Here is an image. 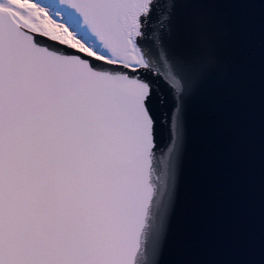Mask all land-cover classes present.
<instances>
[{"label": "snow or ice", "instance_id": "snow-or-ice-1", "mask_svg": "<svg viewBox=\"0 0 264 264\" xmlns=\"http://www.w3.org/2000/svg\"><path fill=\"white\" fill-rule=\"evenodd\" d=\"M223 3L0 0V264H164Z\"/></svg>", "mask_w": 264, "mask_h": 264}, {"label": "water", "instance_id": "water-1", "mask_svg": "<svg viewBox=\"0 0 264 264\" xmlns=\"http://www.w3.org/2000/svg\"><path fill=\"white\" fill-rule=\"evenodd\" d=\"M209 7L225 25L220 63L187 101L189 142L163 260L264 264V13Z\"/></svg>", "mask_w": 264, "mask_h": 264}]
</instances>
